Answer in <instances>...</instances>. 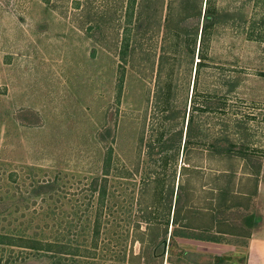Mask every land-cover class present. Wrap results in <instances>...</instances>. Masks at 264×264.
Returning a JSON list of instances; mask_svg holds the SVG:
<instances>
[{
    "label": "rangeland",
    "instance_id": "374dc122",
    "mask_svg": "<svg viewBox=\"0 0 264 264\" xmlns=\"http://www.w3.org/2000/svg\"><path fill=\"white\" fill-rule=\"evenodd\" d=\"M206 1L130 18L129 0H0V264L193 263L173 232L248 242L264 160L214 146L264 149V0H215L201 59Z\"/></svg>",
    "mask_w": 264,
    "mask_h": 264
},
{
    "label": "trees",
    "instance_id": "16d2710c",
    "mask_svg": "<svg viewBox=\"0 0 264 264\" xmlns=\"http://www.w3.org/2000/svg\"><path fill=\"white\" fill-rule=\"evenodd\" d=\"M137 3V0H129V5H128V14L130 15L129 17L132 18L133 13H134V9H135V5ZM219 17V11L217 10L216 7V3L215 0H207L206 1V7H205V15H204V22H203V27H202V33H201V38H200V44H199V55L201 57V59H204L207 56V51L209 49V44H210V40H211V34L213 31V27L215 25V23L217 22ZM127 34L130 32L129 29H126ZM130 52V40H129V36H127L125 34L123 40H122V47H121V52H120V59L122 62H126L127 61V57L128 54ZM201 64H199V66H201ZM207 101L210 100V98L206 99ZM224 100V99H222ZM227 100L222 101L220 110L221 112L225 113V107L227 104ZM210 107H207V105H205L203 108L196 107L195 110L198 111H202V112H208V111H213L215 110V108H211L208 109ZM194 123V120H189V124H188V142H190V138H191V134H192V125ZM213 148V147H212ZM214 150L219 153V154H234V153H238V154H242L244 157L248 158V159H252V156L256 155L258 156V158H260L261 160H264V149H256V148H249L247 146H241V147H237V145H232L229 144L227 147H218L216 148L214 146ZM105 191L101 192V199L104 200L105 197ZM98 233V232H97ZM172 235H174L173 237H177V238H184V239H194V240H203V241H208V242H214L217 243V240L214 239H205L203 237H197V236H190L187 233H182L179 235H176V233H172ZM31 244V243H30ZM44 246V247H42ZM47 246V247H46ZM52 244H45L42 245L41 242H34V244L29 245V243H27L26 247L31 248V249H37V250H46V251H50ZM46 248V249H45ZM183 256H187L186 252L181 253ZM181 255V256H182ZM225 260H228L226 258H217L216 262H224Z\"/></svg>",
    "mask_w": 264,
    "mask_h": 264
},
{
    "label": "crops",
    "instance_id": "0c3cea01",
    "mask_svg": "<svg viewBox=\"0 0 264 264\" xmlns=\"http://www.w3.org/2000/svg\"><path fill=\"white\" fill-rule=\"evenodd\" d=\"M257 216L255 214L257 222L245 245H221L220 248L213 249L209 247L208 241L192 239L191 242H187L188 240H182V238L179 240V245L187 252V256L196 257L194 262L167 260L164 264H202L199 260L209 259L213 261V264H264V210L260 212L259 218ZM223 246L227 249H224ZM217 258H226L228 260L218 263L216 262Z\"/></svg>",
    "mask_w": 264,
    "mask_h": 264
}]
</instances>
